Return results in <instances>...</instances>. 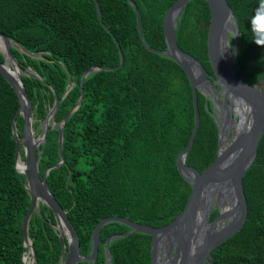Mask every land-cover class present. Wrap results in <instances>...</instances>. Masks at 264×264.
Listing matches in <instances>:
<instances>
[{
	"label": "trees",
	"instance_id": "trees-1",
	"mask_svg": "<svg viewBox=\"0 0 264 264\" xmlns=\"http://www.w3.org/2000/svg\"><path fill=\"white\" fill-rule=\"evenodd\" d=\"M97 1L102 22L111 33L100 24L94 0H0V31L30 53L41 55L33 57L11 47L21 67L43 78L22 75L32 103L35 135L42 133L38 126L54 102L53 92L61 99L55 126L38 148L40 177L60 159L57 124L76 104L83 72L92 66L119 65L117 42L124 55L121 67L97 70L85 78L82 102L63 128L64 163L50 169L46 177L50 192L78 234L84 256L91 251L92 232L102 218L119 216L160 227L184 209L191 185L179 173L176 158L195 123L185 71L173 59L143 45L129 1ZM133 1L145 45L165 49L163 19L175 0ZM226 1L239 27L236 76L250 84L262 80L264 89V45L256 42H264V33L253 27L264 0ZM209 23L206 0H189L178 19L176 42L213 74L207 52ZM197 106L199 126L186 164L202 172L216 159L218 129L213 104L199 91ZM18 107L15 90L0 75V264H23L25 251L21 222L30 200L26 178L15 168L12 121ZM15 119L21 134L23 119L19 115ZM20 154L23 157L22 149ZM242 184L245 222L211 250L215 264H264V131ZM217 215L214 209L209 219ZM54 225L52 210L40 204L28 226L37 264L59 263L61 244ZM129 230L117 221L103 225L95 264H105L107 239ZM150 243L151 235L142 232L115 238L109 243V264H151Z\"/></svg>",
	"mask_w": 264,
	"mask_h": 264
},
{
	"label": "water",
	"instance_id": "water-1",
	"mask_svg": "<svg viewBox=\"0 0 264 264\" xmlns=\"http://www.w3.org/2000/svg\"><path fill=\"white\" fill-rule=\"evenodd\" d=\"M138 33L143 45L150 51L163 54L176 61L185 71L192 88V99L195 123L188 142L177 158L179 173L191 185V193L184 209L169 223L153 227L139 224L125 217L109 216L102 218L92 232L91 251L88 256L80 253L78 234L66 215V211L50 192L46 177L49 170L64 163L62 154L63 128L67 119L78 109L83 99L85 78L101 69H117L124 62V55L118 45L120 63L117 66H92L83 72L80 80L81 93L76 104L57 124L59 161L47 168L42 177L39 175V160L46 134L55 126L54 115L61 99L54 93V102L42 121V133L35 135L32 127L34 121L32 103L22 81V75L37 77L31 68H23L12 53L14 46L21 52L32 54L20 44L0 31V75H2L16 92L19 107L12 121V135L15 141V168L26 178V189L29 194V206L22 219L23 233L22 262L24 253L31 257L30 264H37V255L28 234V226L33 212L39 213L40 204L52 210L55 219V230L58 233L61 252L58 264H95L100 243V230L108 222L117 221L130 227L126 233L111 235L104 244L106 260L111 262L109 243L117 237L142 232L151 235V264H215L211 250L235 234L244 224L247 215V202L243 191V176L253 164L259 140L264 131V89L262 80L250 84L236 76L239 27L231 7L226 0H206L210 10V23L207 37V52L213 74H209L202 63L193 55L184 51L176 42L178 19L189 0H175L166 10L163 19V33L166 48L152 49L145 45L141 31L139 10L133 0ZM100 24H103L99 2L94 0ZM110 32V31H109ZM111 33V32H110ZM113 36V34H111ZM114 37V36H113ZM232 37V40L230 39ZM115 39V38H114ZM68 88L63 97L67 94ZM200 92L213 104L212 116L218 129V148L216 159L202 172L186 164L194 136L199 126L197 92ZM62 97V98H63ZM23 119L21 134L18 131L15 117ZM22 149L23 157L20 154ZM23 162L18 169L17 160ZM217 209L218 215L210 220L211 212Z\"/></svg>",
	"mask_w": 264,
	"mask_h": 264
},
{
	"label": "clouds",
	"instance_id": "clouds-1",
	"mask_svg": "<svg viewBox=\"0 0 264 264\" xmlns=\"http://www.w3.org/2000/svg\"><path fill=\"white\" fill-rule=\"evenodd\" d=\"M254 31L264 33V8L258 10L257 15L253 18ZM258 44L264 45V42L256 40Z\"/></svg>",
	"mask_w": 264,
	"mask_h": 264
},
{
	"label": "bare ground",
	"instance_id": "bare-ground-1",
	"mask_svg": "<svg viewBox=\"0 0 264 264\" xmlns=\"http://www.w3.org/2000/svg\"><path fill=\"white\" fill-rule=\"evenodd\" d=\"M17 167H18V169L23 168V162L20 159L17 160ZM27 256H28V253L25 252L24 253V260H25V262L27 261Z\"/></svg>",
	"mask_w": 264,
	"mask_h": 264
},
{
	"label": "rangeland",
	"instance_id": "rangeland-1",
	"mask_svg": "<svg viewBox=\"0 0 264 264\" xmlns=\"http://www.w3.org/2000/svg\"><path fill=\"white\" fill-rule=\"evenodd\" d=\"M35 131V130H34ZM36 132V131H35ZM54 227V229H56L55 228V226H53ZM30 262H31V257H30V255L28 254V256H27V261L25 262V264H30Z\"/></svg>",
	"mask_w": 264,
	"mask_h": 264
},
{
	"label": "flooded vegetation",
	"instance_id": "flooded-vegetation-1",
	"mask_svg": "<svg viewBox=\"0 0 264 264\" xmlns=\"http://www.w3.org/2000/svg\"><path fill=\"white\" fill-rule=\"evenodd\" d=\"M38 127H40L41 129H42V122L39 124V126Z\"/></svg>",
	"mask_w": 264,
	"mask_h": 264
}]
</instances>
